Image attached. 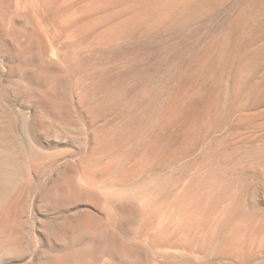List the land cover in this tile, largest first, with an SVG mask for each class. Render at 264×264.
Returning a JSON list of instances; mask_svg holds the SVG:
<instances>
[{"label": "rangeland", "instance_id": "obj_1", "mask_svg": "<svg viewBox=\"0 0 264 264\" xmlns=\"http://www.w3.org/2000/svg\"><path fill=\"white\" fill-rule=\"evenodd\" d=\"M263 130L264 0H0V264H264Z\"/></svg>", "mask_w": 264, "mask_h": 264}, {"label": "bare ground", "instance_id": "obj_2", "mask_svg": "<svg viewBox=\"0 0 264 264\" xmlns=\"http://www.w3.org/2000/svg\"><path fill=\"white\" fill-rule=\"evenodd\" d=\"M129 1H130V0H129ZM132 1H133V0H132ZM167 1H168V0H167ZM181 1H182V0H181ZM72 2H74V1H72ZM92 2H93V1H92ZM99 2H100V1H99ZM67 3H68V2H67ZM69 3H70V2H69ZM106 3H107V2H105V4H106ZM155 3H156V2H155ZM165 3H166V2H165ZM80 4H81V3H80ZM97 4H99V3H97ZM97 4H96V6H97ZM134 4H135V3H134ZM167 4H168V3H167ZM81 5H82V4H81ZM92 5H93V4H92ZM141 5H143V4H141ZM159 5H161V3H160ZM96 6H95V7H96ZM99 6H102V5L99 4ZM103 6H104V5H103ZM103 6H102V7H103ZM105 6H107V5H105ZM93 7H94V6H93ZM167 7H168V6H167ZM79 8H80V7H79ZM97 8H98V7H97ZM150 8H151V7H150ZM77 9H78V8H77ZM104 9H105V8H104ZM104 9H103V10H104ZM143 9H144V8H143ZM146 9H147V8H146ZM164 9H165V8H164ZM80 10H81V8H80ZM140 10H142V9H140ZM150 10H151V9H150ZM77 11H78V10H77ZM107 11H108V10H107ZM155 11H156V10H155ZM101 12H102V11H101ZM108 12H109V11H108ZM143 12H144V11H143ZM95 13H96V12H95ZM105 13H106V12H105ZM73 14H74V13H73ZM85 14H86V12H85ZM100 14H101V13H100ZM109 14H110V13H109ZM124 14H125V13H124ZM81 15H83V14H81ZM81 15H80V17H81ZM105 15H106V14H105ZM107 15H108V14H107ZM111 15H112V14H111ZM111 15H110V16H111ZM71 16L73 17V15H71ZM87 16H90V15H87ZM80 17H79V20L81 19ZM92 17H93V16H92ZM104 17H105V16H104ZM104 17H103V18H104ZM75 18H76V17H75ZM89 18H90V17H89ZM157 18H158V17H157ZM91 19H92V18H91ZM76 20H78V19H76ZM89 21H90V20H89ZM96 21H97V20H96ZM81 22H82V21H81ZM92 22H93V21H92ZM92 22H91V23H92ZM83 23H84V22H83ZM84 24H85V23H84ZM96 24H97V23H96ZM89 25H90V24H89ZM87 26H88V25H87ZM89 27H90V26H89ZM91 27H92V26H91ZM83 31H84V30H83ZM90 31H91V33H92L93 30L91 29ZM92 36H93V35H92ZM230 44H231V43H230ZM228 46H229V45H228ZM235 46H236V45H235ZM127 50H128V49H127ZM127 50H126V51H127ZM235 58H236V57H235ZM238 58H239V57H238ZM144 62H145V61H144ZM260 62H261V61H260ZM115 64H116V63H115ZM262 64H263V63H262ZM232 71H233V70H232ZM230 72H231V71H230ZM198 74H199V73H198ZM259 76H260V75H259ZM202 77H203V75H202ZM229 77H230V76H229ZM245 78H246V77H245ZM239 80H240V79H239ZM247 80H248V79H247ZM260 80H261V79H260ZM140 81H141V79H140ZM202 81H203V80H202ZM202 81H201V82H202ZM206 81H207V80H206ZM242 81H243V80H242ZM262 81H263V80H262ZM112 82H113V81H112ZM112 82H111V84H112ZM185 83H186V82H185ZM247 83H248V82H247ZM113 84H114V83H113ZM113 84H112V85H113ZM181 84H182V83H181ZM183 84H184V83H183ZM183 84H182V85H183ZM141 85H142V84H141ZM182 85H181V86H182ZM187 85H188V84H187ZM243 85H244V84H243ZM245 85H246V84H245ZM249 86H250V85H249ZM192 87H193V86H192ZM199 87H200V86H199ZM202 87H204V86H202ZM214 87H215V86H214ZM262 87H263V85H262ZM247 88H248V87H247ZM194 89H195V87H194ZM234 89H235V88H234ZM261 89H262V88H261ZM115 90H117V89H115ZM125 90H126V89H125ZM127 90H128V89H127ZM195 90H196V89H195ZM209 91H210V90H209ZM204 92H205V90H204ZM112 93H113V92H112ZM116 93H117V92H116ZM123 93H124V92H123ZM197 93H198V92H197ZM211 93H212V92H211ZM220 94H221V93H220ZM220 94H218V95H220ZM143 95H144V94H143ZM254 95H255V94H254ZM111 96H113V95H111ZM114 96H115V94H114ZM114 96H113V97H114ZM116 96L118 97V96H120V95H117V94H116ZM113 97H112V98H113ZM117 97H116V98H117ZM210 97H211V96H210ZM262 98H263V97H262ZM143 99H144V98H143ZM113 100H114V99H113ZM117 100H118V99H117ZM138 100H139V99H138ZM208 101H209V100H208ZM236 101H237V100H236ZM115 102H117V101H115ZM217 103H218V102H217ZM117 104H118V103H117ZM208 106H209V105H208ZM217 106H218V104H217ZM219 106H220V105H219ZM220 107H221V106H220ZM216 109H217V108H216ZM249 109H250V108H249ZM259 110L261 111V109H259ZM258 112H259V111H258ZM256 113H257V112H256ZM224 115H225V114H224ZM247 115H250V114H247ZM257 115H259V113H258ZM243 116H244V115H243ZM260 116H261V115H260ZM244 117H245V116H244ZM250 117H251V116H250ZM258 118H259V117H257V119H258ZM262 118H263V117H261V119H262ZM252 120H253V119H252ZM212 121H213V120H212ZM253 121H254V120H253ZM253 121H252V122H253ZM250 122H251V121H250ZM211 123H213V122H211ZM249 124H251V123H249ZM262 124H263V123H262ZM252 125H253V123H252ZM256 126H257V125H256ZM250 127H251V126H250ZM258 127H259V123H258ZM256 128H257V127H256ZM251 129H252V128H251ZM260 129H262V127H261ZM208 130H209V129H208ZM255 130H257V129H255ZM258 130H259V129H258ZM256 132H257V131H256ZM260 132H261V131H260ZM263 132H264V130H263ZM251 133H252V132H251ZM245 134H246V133H245ZM251 135H252V134H251ZM248 137H249V135H248ZM259 137H260V135H259ZM251 138H252V137H251ZM199 139H200V138H199ZM243 139H244V140H243V141L241 140V143L244 142L246 138L243 137ZM249 139H250V137H249L248 139H246V140L249 141ZM252 139H253V138H252ZM258 139H259V138H258ZM258 139H257V141H258ZM225 140H226V139H225ZM230 140H231V139H230ZM247 141H245L244 143H247ZM250 141H251V140H250ZM250 141H249L248 143H250ZM252 141H254V140H252ZM252 141H251V143H252ZM260 141L264 142L263 138H262V140H260ZM230 142H231V141H230ZM248 143H247V145H248ZM251 143H250V144H251ZM254 143H255V141H254ZM254 143H252V145H253ZM260 143H261V142H260ZM261 144H262V143H261ZM241 145H242V144H241ZM244 145H246V144H244ZM232 146H234V145H232ZM237 146H238V145H237ZM250 146H251V145H250ZM255 146H256V145H255ZM255 146H253V147H255ZM259 146H260V144H259ZM248 147H249V145H248ZM248 147H246V148H248ZM256 147H257V146H256ZM261 147L264 148V146H262V145H261ZM246 148H245V150H246ZM262 148H261V149H262ZM211 149H212V148H211ZM232 149H233V148H232ZM240 149H241V148H239V150H240ZM259 149H260V148H259ZM259 149H258V150H259ZM219 150H220V149H219ZM248 150H251V149L248 148ZM258 150H256V151H258ZM262 150H264V149H262ZM196 151H197V150H196ZM210 151H211V150H210ZM242 151H243V150H242ZM242 151H241V152H242ZM252 151H253V150H252ZM234 152H235V151H234ZM250 152H251V151H250ZM253 152H254V151H253ZM253 152H251V153L253 154ZM260 152H261V151H260ZM262 152H264V151H262ZM223 153H224V152H223ZM210 154H211V153L209 152V155H210ZM254 154H255V153H254ZM258 154H259V153H258ZM258 154H257V155H258ZM261 154H262V153H261ZM261 154H260V155H261ZM213 155H214V154H213ZM230 155H231V154H230ZM239 155H240V153H239ZM244 155H246V152H245ZM250 155H251V154H249L248 156H247V155L245 156L246 160L248 159V157H250ZM257 155L255 154V156H257ZM262 156H263V155H262ZM190 157H191V156H190ZM204 157H206V156H204ZM204 157H203V158H204ZM212 157H213V156H212ZM212 157H211V158H212ZM220 157H221L222 160H223V157H222V156H220ZM236 157H237L236 155H235V158L233 157L234 161H235ZM259 157H260V156H259ZM181 158H182V157H181ZM214 158H215V157H214ZM225 158H226V157H225ZM241 158H242V157H241ZM252 158H253V157H252ZM263 158H264V157H263ZM263 158L260 157L261 160H262ZM0 159H2V163H4V164L6 165V169H13V163H12L11 159L8 158V157L6 156V154H5V145H2V144H0ZM204 159H205V158H204ZM238 159H240V158H238ZM260 159H259V161H260ZM205 160H207V159H205ZM230 160H231V158H230ZM240 160H241V159H240ZM240 160H239V161H240ZM250 160H251V157H250V159H249V163H250ZM223 161H224V160H223ZM223 161H222V162H223ZM201 162H202V161H201ZM207 162H208V161H207ZM207 162H206V164H207ZM220 162H221V161H220ZM240 162H241V161H240ZM240 162H239L238 165L241 167V163H240ZM254 162H255V163H256V162L258 163V161H254ZM260 162L262 163V161H260ZM260 162H259V163H260ZM204 163H205V162H204ZM230 163H236V162H232V160H231ZM243 163H244V162H243ZM243 163H242V164H243ZM246 163H247V162H246ZM201 164H203V162H202ZM208 164H211V161H210V163L208 162ZM213 164H214V163H213ZM215 164H217V163H215ZM224 164H225V163H224ZM226 164H227V163H226ZM228 164H229V163H228ZM250 164H251V163H250ZM252 164H253V161H252ZM263 164H264V163H263ZM263 164H262V165H263ZM191 165H193V163H192ZM238 165H237V163H236V166H238ZM243 165H244V164H243ZM247 165H248V163H247ZM256 165H258V164H256ZM210 166H211V165H210ZM234 166H235V165H234ZM234 166L232 165V167H234ZM236 166H235V167H236ZM239 166H238V167H239ZM249 166H250V165H249ZM187 167H188V166H187ZM190 167H191V166H190ZM202 167H204V166H202ZM218 167H219V166H218ZM235 167H234V168H235ZM238 167H237V168H238ZM240 167H239V168H240ZM242 167H243V166H242ZM242 167H241V168H242ZM244 167H245V165H244ZM244 167H243V168H244ZM253 167H254V166L252 165V169H253ZM257 167H258V166H257ZM259 167H260V166H259ZM263 167H264V165H263ZM200 168H201V167H200ZM215 168H216V167H215ZM224 168H225V166H224ZM227 168H229V166H228ZM241 168H240V169H241ZM248 168H249V167L247 166V169H248ZM186 169L188 170V168H186ZM186 169H185V170H186ZM190 169H191V168H190ZM213 169H214V168H213ZM225 169H226V168H225ZM249 169H250V168H249ZM252 169H251V171H253ZM260 169H261V168H260ZM229 170H230V169H229ZM245 170H246V168L244 169V171H245ZM255 170H256V168H255ZM255 170H254V172H255ZM257 170H258V168H257ZM188 171H189V170H188ZM200 171H201V169H200ZM202 171H203V170H202ZM221 171H222V170H221ZM221 171H218V172L221 173ZM237 171H238V170H237ZM240 171H241V170H240ZM242 171H243V170H242ZM242 171H241V172H242ZM198 172H199V171H198ZM218 172H215V169H214V171L212 170V172L209 174V181H214V180H216V178H218V175H219ZM241 172L238 173L240 176L245 174V173H244V174H241ZM262 172H264V169H263ZM262 172L259 171V173H262ZM203 173H204V172H203ZM223 173H224V172H223ZM235 173H236V172H235ZM263 174H264V173H263ZM263 174H262V176H263ZM225 175H226V173H225ZM259 175H260V174H259ZM188 176H189V175H188ZM188 176H187V177H188ZM192 176H193V175H192ZM201 176H202V175H201ZM222 176H223V175H221L218 179L220 180V179L222 178ZM226 176H227V175H226ZM232 176H234V175H232ZM240 176H239V177H240ZM244 176H245V175H244ZM244 176H242V177H244ZM263 177H264V176H263ZM263 177H262V178H263ZM224 178H225V177H224ZM224 178H223V179H224ZM233 178H234V177H233ZM240 178H241V177H240ZM260 178H261V177H260ZM204 179H205V178H204ZM231 179H232V178H231ZM237 179H238V178H237ZM198 180H200V179H198ZM198 180H197V181H198ZM225 180H226V179H225ZM241 180H242V179H240V181H241ZM190 181H191V180H189V182H190ZM202 181H203V178H202ZM207 181H208V178H207ZM207 181H205V182H207ZM231 181L233 182V179H232ZM244 181H245V180H244ZM244 181H243V182H244ZM203 182H204V181H203ZM205 182H204V183H205ZM218 182H219V181H218ZM223 182H224V181H223ZM227 182H228V181H227ZM227 182H226V183H227ZM229 182H230V181H229ZM232 182H231V183H232ZM208 183H209V182H208ZM212 183H213V182H212ZM212 183H211V184H212ZM211 184H210V185H211ZM213 184H214V183H213ZM233 184H234V183H233ZM248 184H249V183H248ZM183 185H185V183H184ZM186 185H188V184H186ZM229 185H231V184H229ZM239 185H240V184H239ZM243 185H244V184H243ZM181 186H182V185H181ZM194 186H195V183H194ZM200 186H201V185H200ZM211 186H212V185H211ZM213 186H215V185H213ZM223 186H224V185H223ZM190 187H192V186H190ZM218 187H219V186H218ZM208 188H210V187H208ZM229 188H230V186H229ZM203 189H204V188H203ZM216 189H217V188H216ZM234 189H235V188H234ZM186 190H188V189L186 188ZM199 190H202V189H199ZM207 190H208V189H207ZM232 190H233V189H232ZM182 191H185V189L182 190ZM194 191H195V190H194ZM194 191H193V192H194ZM220 191H221V188H220ZM222 191H223V190H222ZM193 192L191 191L190 195H191ZM211 192H212V194L209 195V197L212 198V196H213V200H212L213 205H212V206L216 207V209L219 208V207L222 208L223 206L220 205V201H218V198H217V197L219 196V194L217 193L218 191H214L213 189H211ZM211 192H210V193H211ZM224 192H225V191H224ZM237 192H238V191H237ZM181 193L183 194V192H181ZM186 193H188V192H186ZM200 193H201V192H200ZM219 193H220V192H219ZM222 193H223V192H221V195H222ZM231 193H232V192H231ZM235 193H236V192H235ZM239 193H240V192H239ZM247 193H248V192H247ZM176 194H177V193H176ZM197 194H198V193H197ZM206 194H207V193H206ZM226 194H228V193H226ZM241 194H242V193H241ZM179 195H180V194H179ZM183 195H184V194H183ZM177 196H178V195H177ZM177 196H176V197H177ZM224 196H225V195H224ZM224 196H223V197H224ZM236 196H237V195H236ZM241 196H243V195H241ZM176 197H175V198H176ZM184 197H187V194H186ZM196 197H197V196H196ZM204 197H206V196H204ZM219 197H220V196H219ZM227 197H228V196H227ZM227 197L224 198V199H222V201H223V200L226 201V200H227ZM234 197H235V196H234ZM247 197H248V196H247ZM200 198H201V197H200ZM232 198H233V197H232ZM232 198H231V199H232ZM240 198H241V197H240ZM177 200H178V198H177ZM183 200H185V198H184ZM183 200H182V201H183ZM194 200H195V199H194ZM198 200H201V199H198ZM203 200H204V199H203ZM207 200H208V199H207ZM228 200H229V199H228ZM234 200H236V199H234ZM234 200L232 199V201H233V205H234V204L236 205V203H234V202H235ZM189 201H190V199H189ZM210 201H211V199H210ZM210 201H209V202H210ZM224 201H223V202H224ZM232 201H231V202H232ZM239 201H240V200H238V202H239ZM183 202H184V201H183ZM186 202L188 203V200H186ZM186 202H185L184 204H186ZM192 202H193V200H192ZM204 202H205V200H204ZM225 203H226V202H225ZM227 203H229V201H228ZM240 203H241V202H240ZM243 203H244V202H243ZM189 204H190V203H189ZM204 204H205V205H204ZM204 204H202L203 207L206 206V203H204ZM187 205H188V204H187ZM223 205H224V204H223ZM227 205H228V204H227ZM240 205H242V203H241ZM240 205H239V206H240ZM185 206H186V205H184L183 208H185ZM191 206H192V205H191ZM246 206H247V205H246ZM175 207H176V206H175ZM181 207H182V204H181ZM187 207H188V206H187ZM197 207H198V206H197ZM206 207H209V206H206ZM242 207H244V206H242ZM242 207H241V208H242ZM183 208H182V209H183ZM209 208H210V207H209ZM209 208H207V210H208ZM224 208H226V205H225ZM224 208H223V209H224ZM186 209H187V208H186ZM186 209H185V210H186ZM199 209H200V208H199ZM239 209H240V207H239ZM245 209H246V208H245ZM210 210H211V209H210ZM224 210L227 211V209H224ZM241 210H242V209H241ZM196 211H197V209H196ZM218 211H219V210H218ZM228 211H229V210H228ZM230 211H231V210H230ZM230 211H229V212H230ZM235 211H236V210H235ZM235 211H234V212H235ZM238 211H239V210H238ZM246 211H247V210H246ZM246 211H245V212H246ZM170 212H171V211H170ZM205 212H206V211H205ZM205 212H203V213H205ZM236 212H237V211H236ZM239 212H240V211H239ZM242 212H243V211H241L240 213H242ZM203 213H201V214H200V213H196V214H199L200 216H202ZM206 213H207V212H206ZM206 213H205V214H206ZM213 213H214V212H213ZM216 213H218V212H216ZM222 213H223V210H222ZM225 213H227V214L230 216V214H229L228 212H225ZM249 213H250V212H249ZM249 213H248V214H249ZM205 214H203V215L207 217V215H205ZM207 214H208V213H207ZM210 214H211V213H210ZM219 214H221V213H219ZM227 214H226L225 217L228 216ZM232 214H233V216H232ZM199 215H198V216H199ZM214 215H215V214H214ZM214 215H213V216H214ZM224 215H225V214L223 213V217H224ZM235 215H236V213H235ZM239 215H240V214H239ZM239 215H237V216H239ZM170 216H171V215H170ZM209 216H210V215H209ZM209 216H208V219L212 218V217H209ZM211 216H212V214H211ZM215 216L217 217V215H215ZM215 216H214V219H216ZM218 216H219V215H218ZM240 216H241V218H243L242 216L245 217V214H244V215H240ZM240 216H239V218H240ZM195 217H197V216L195 215V216H194V219H193V218H192V219L195 220ZM225 217H224V219H225ZM231 217H235V216H234V213H231ZM201 218H203V217H201ZM245 218H246V217H245ZM190 219H191V218H190ZM205 219H206V218H205ZM212 219H213V218H212ZM212 219H211V220H212ZM218 219H219V218H218ZM218 219H217V220H218ZM226 219H227V218H226ZM232 219H233V218L230 219V218L228 217L227 220H229V221H228V223H227L226 225L230 224L231 221H232L233 224L235 225V226H234V228H235L237 225H236V223H234V221H233ZM235 219H236V218H235ZM193 220H192V221H193ZM202 220H204V219H202ZM202 220H201V221H202ZM230 220H231V221H230ZM236 220H237V219H236ZM243 220H244V219H243ZM245 220H246V219H245ZM245 220H244V222H245ZM196 221H197V220H196ZM196 221H195V222H196ZM199 221H200V220H199ZM201 221H200V222H201ZM218 221H219V222H218ZM218 221H212V222H216V223L218 222V223H220V221H223V220H220V219H219ZM247 221H249V220H247ZM212 222L210 223V226H211ZM229 222H230V223H229ZM236 222L239 223L240 221L238 222V220H237ZM203 223H205V221H204ZM206 223H209V221L206 222ZM225 223H226V221L223 223L224 226H225ZM241 223H242V222H241ZM241 223H239V224H241ZM190 224H191V223H190ZM201 224H202V223H201ZM239 224H238L237 227H239ZM204 225H205V226H204ZM204 225H202V226H204V227L207 226L206 224H204ZM208 225H209V224H208ZM215 225L218 226L219 224H215ZM215 225H212V226H213V227H216ZM220 225H222V223H221ZM230 225H231V224H230ZM222 226H223V225H222ZM224 226H223V227H224ZM241 226H242V225H241ZM225 227L227 228V232H228V227H230V226H228V227L225 226ZM231 227H233V225H231ZM231 227H230L229 230H230V231H231V230L233 231L234 228L232 229ZM237 227H236V228H237ZM206 228H207V227H206ZM208 228H209V226H208ZM226 228H225V229H226ZM193 229H194V228H193ZM214 229H215V228H214ZM216 229H217V228H216ZM217 230H218V229H217ZM220 230H221V231H220ZM220 230H219V231L222 233L223 230H222V229H220ZM235 230H236V229H235ZM241 230H242V229H241ZM191 231H192V230H191ZM224 231H225V230H224ZM224 231H223V232H224ZM230 231H229L228 233H230ZM234 232H235V231H234ZM236 232H239V231L236 230ZM241 232H242V231H241ZM216 233H217V232H216ZM219 234H220V233H219ZM233 234H234V233H233ZM217 235H218V234H217ZM217 235H216V236L214 235V237H217ZM221 235H222V234H221ZM229 235L231 236L232 234H229ZM219 236H220V235H219ZM219 236H218V237H219ZM227 236H228V235H227ZM232 236H234V235H232ZM210 237H211V235H210ZM218 237H217V238H218ZM207 238H208V237H207ZM209 239H210V238H209ZM214 239H215V238H214ZM227 239H228V238H227ZM211 241H213L212 238H211ZM211 241H210V242H211ZM208 242H209V240H208ZM230 242H231V241H230ZM233 242H234V240H233ZM233 242H232V243H233ZM227 243H228V246L230 247L231 244L229 245V241H228ZM236 244H237V243H236ZM236 244H235V245H236ZM225 245L227 246V244H225ZM233 245H234V244H233ZM239 246H240V245H239ZM209 247H210V246H208V248H207L208 250H209ZM216 247H217V245H216ZM207 249H206V251H207ZM210 250H212V249H210ZM213 251H214V248H213Z\"/></svg>", "mask_w": 264, "mask_h": 264}]
</instances>
